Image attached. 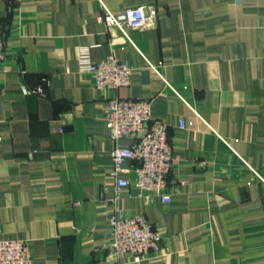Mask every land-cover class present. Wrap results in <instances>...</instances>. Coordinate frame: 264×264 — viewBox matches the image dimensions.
I'll list each match as a JSON object with an SVG mask.
<instances>
[{"label": "crops", "instance_id": "crops-1", "mask_svg": "<svg viewBox=\"0 0 264 264\" xmlns=\"http://www.w3.org/2000/svg\"><path fill=\"white\" fill-rule=\"evenodd\" d=\"M102 2L115 14L151 5L156 19L127 41L97 0H0V240L27 241L32 264H264V0ZM109 53L131 83L101 92L79 55ZM111 96L150 99L173 145L169 202L145 203L133 185L119 201L164 233V252L139 261L96 252L109 229Z\"/></svg>", "mask_w": 264, "mask_h": 264}, {"label": "built area", "instance_id": "built-area-1", "mask_svg": "<svg viewBox=\"0 0 264 264\" xmlns=\"http://www.w3.org/2000/svg\"><path fill=\"white\" fill-rule=\"evenodd\" d=\"M103 20L109 31L117 29L129 40L128 29H140L156 19L151 5L126 7L120 13H113L97 0ZM0 33V60L5 56V43ZM79 73L98 91L113 92L131 83L132 67L109 53L100 61H91L88 56L79 55ZM23 93L29 92L24 88ZM108 108L103 112L102 122L109 130L114 142L110 153L112 167L108 172L111 178V195L103 199L109 205L108 232L104 242L96 248L109 260L131 257L133 261L164 252L165 236L162 230L154 227L142 212L131 214L119 207L122 193L130 186L140 190L138 196L145 203L155 197L169 202L166 191V177L174 160L173 145L167 136V124L151 118L150 99H128L111 96ZM182 124H180V127ZM138 133H142L137 136ZM123 137H135L129 146H120ZM133 165L125 168V162ZM123 173H131L124 177ZM262 183L264 184V180ZM0 264H32L29 244L25 240H0Z\"/></svg>", "mask_w": 264, "mask_h": 264}]
</instances>
